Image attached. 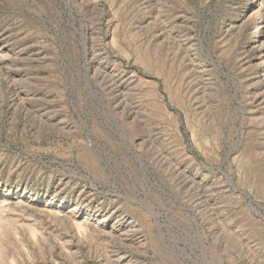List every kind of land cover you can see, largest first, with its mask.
<instances>
[{
  "label": "rangeland",
  "instance_id": "1",
  "mask_svg": "<svg viewBox=\"0 0 264 264\" xmlns=\"http://www.w3.org/2000/svg\"><path fill=\"white\" fill-rule=\"evenodd\" d=\"M0 264H264V0H0Z\"/></svg>",
  "mask_w": 264,
  "mask_h": 264
},
{
  "label": "bare ground",
  "instance_id": "2",
  "mask_svg": "<svg viewBox=\"0 0 264 264\" xmlns=\"http://www.w3.org/2000/svg\"><path fill=\"white\" fill-rule=\"evenodd\" d=\"M254 32V31H253ZM252 36H253V34H252ZM255 36H256V34H255ZM254 38V37H253ZM203 251V250H202Z\"/></svg>",
  "mask_w": 264,
  "mask_h": 264
}]
</instances>
